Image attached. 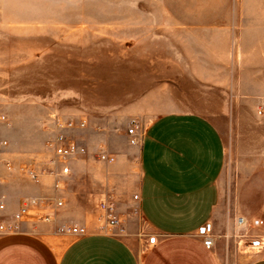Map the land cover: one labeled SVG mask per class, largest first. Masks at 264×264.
Here are the masks:
<instances>
[{
    "label": "crops",
    "instance_id": "1",
    "mask_svg": "<svg viewBox=\"0 0 264 264\" xmlns=\"http://www.w3.org/2000/svg\"><path fill=\"white\" fill-rule=\"evenodd\" d=\"M224 1L0 0V43L77 42L63 38L79 29L118 28L124 38L120 42L149 44L154 55L144 73L150 80L135 84L129 100L132 116L148 123L138 144H130L125 127L97 130L80 119L87 126L68 133L87 153L70 159V174L57 190L66 209H57L52 223L27 222L16 234L0 235V264H218L217 238L209 248L198 233L211 222L216 236L224 224L218 205L227 153L214 117L225 107L232 44L235 53L239 45V60L264 61V7ZM192 2L199 6L188 7ZM261 65L242 63L255 71L234 74V85L248 97L264 95V80L257 73ZM4 102L0 113L9 123L0 125V137L9 142L6 156L15 168L2 169L0 197L6 208L0 219H11L25 197L55 193L54 177L34 182L20 168L61 167L48 163L46 141L55 133L53 119L18 112L32 103ZM34 118L44 125L32 129ZM100 152L114 156L115 162L101 161ZM108 196L120 213L136 206L153 233L165 237L145 258L137 253L133 237L98 225L99 210L92 206ZM70 222L86 227L87 234L57 232ZM260 225L264 227V218ZM127 230L136 234L132 217ZM248 264H264V250Z\"/></svg>",
    "mask_w": 264,
    "mask_h": 264
},
{
    "label": "rangeland",
    "instance_id": "2",
    "mask_svg": "<svg viewBox=\"0 0 264 264\" xmlns=\"http://www.w3.org/2000/svg\"><path fill=\"white\" fill-rule=\"evenodd\" d=\"M225 1L232 6L264 7V0ZM189 6L199 5L192 2ZM82 31L79 29L63 38L77 42L0 43V102L32 103L28 105L31 108H17L18 112H28L32 117L43 114L45 121L57 117L78 122L84 118L97 130L106 127L115 132L124 127L128 130L131 122L137 120L129 107V100L135 94L134 86L151 78L144 75L153 62L151 45L120 42L124 38L118 28ZM234 46L233 43L228 63L230 79L224 97L225 107L222 114L214 117L222 130L227 153L219 182L218 210L224 224L223 231L216 235L218 264H248L261 251L251 247V241L254 237H264V227L260 225V219L264 218V95L248 97L233 83L235 73L253 72L254 67L242 68V63L248 62L263 63L257 70L262 82L264 61L239 60V45L237 53ZM4 109L8 110V106ZM32 120L35 121L31 124L32 129L45 123ZM138 122L142 130L148 124ZM101 201L92 206V211L99 210L98 225L104 223ZM62 209H66L65 202ZM117 215L122 226L116 231L121 236L133 237L140 257L145 258L148 249L154 246L151 251L154 250L160 239L165 240L153 233L136 206L130 207L128 213L117 211ZM130 217L136 226L135 235H130L127 230ZM256 221L259 224H255ZM151 238L156 242L150 243Z\"/></svg>",
    "mask_w": 264,
    "mask_h": 264
},
{
    "label": "built area",
    "instance_id": "3",
    "mask_svg": "<svg viewBox=\"0 0 264 264\" xmlns=\"http://www.w3.org/2000/svg\"><path fill=\"white\" fill-rule=\"evenodd\" d=\"M55 124V134L46 141L47 150L51 153L48 163L52 167H61V170L43 168L37 171L33 165L26 164L20 168V171L33 180L39 182L43 177L52 176L55 178V193L48 196L25 197L12 215L11 219H0V235L16 234L20 231L22 225L27 222L52 223L56 218L57 209L64 206L63 199L58 195L57 190L64 184V177L70 174L68 163L70 159L77 155L86 154L87 148L79 144L68 133L76 128H85L86 120L78 122L67 121L61 118L52 117ZM9 118L6 114L0 113V125L8 124ZM141 125L137 120H133L128 128L130 144L137 145L141 133ZM9 142L0 137V184L3 182L2 169L12 172L15 168L14 162L6 156ZM101 161L112 164L116 158L107 152H100ZM138 199V195L134 196ZM101 209L104 214V223L101 225L102 230H117L121 225V220L117 215L116 204L112 196L101 201ZM6 203L3 197H0V211L5 210ZM255 224H259L258 221ZM58 233L72 234L83 236L87 234L86 227L77 224H62L57 228ZM199 236L203 239L206 247H212L215 243L216 236L213 232V224L207 222L199 228ZM156 239L151 238L150 243H155ZM251 247L258 250H264V237H254L250 243Z\"/></svg>",
    "mask_w": 264,
    "mask_h": 264
}]
</instances>
